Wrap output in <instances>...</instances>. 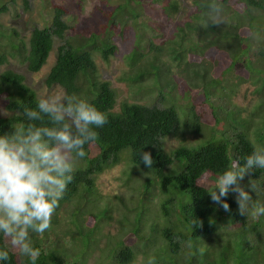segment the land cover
<instances>
[{
  "label": "trees",
  "instance_id": "16d2710c",
  "mask_svg": "<svg viewBox=\"0 0 264 264\" xmlns=\"http://www.w3.org/2000/svg\"><path fill=\"white\" fill-rule=\"evenodd\" d=\"M191 1L196 10L192 21L177 26L174 35L166 39L154 30L151 19L142 20V16L154 20L159 4L160 11L172 18L180 9L177 0H115V16L103 12L106 18L101 25L78 27L73 34L67 32L71 27L63 18L66 7L47 0L53 11L51 26L33 27L28 38L17 27L1 22L2 15L12 10L8 2L0 5V62L7 61L6 53L19 55L30 71H39L57 37L62 43L46 85H59L69 95L82 96L108 116V122L95 129L97 139L85 146L86 156L76 166L51 224L77 195L90 201L88 216L82 215L83 209L72 210L71 239L62 243L57 231L48 252L42 238L33 232V246L40 250L36 264H85L97 249L98 264H134L140 255L155 257L156 264H264V247L255 245L264 231V215L251 224L249 215L238 212L234 194L226 197L231 209L226 212L212 202L209 193L233 160L243 162L255 145H264V25L258 24L259 16L251 9H263L264 0H239L247 5L244 11L233 7L238 0H220L232 21L218 26L208 19L211 11L207 6L214 0ZM22 2L29 12V0ZM128 21H132L136 40L126 47L128 70L122 79L133 92L155 88L163 96L164 92H177L183 98L195 95L197 103L180 107L183 116L174 103L159 107L127 101L116 110V90L102 78L96 60L100 57L107 62L117 53L113 31L124 32ZM39 99L23 74L5 70L0 76V101H7L10 115H0V134L27 123L23 110L35 108ZM186 133L201 138L189 141ZM168 135L182 140L172 151H166L162 142ZM125 150L130 153L132 171L141 169L145 174L143 191L158 186L156 189L165 193L161 214L150 225L140 211L131 217L130 209L113 219L95 189L96 174L117 165ZM144 151L153 157L152 168L140 158ZM249 179L264 182V169L245 176L241 183L246 188ZM252 195L254 203L264 204V187ZM225 215L238 218L235 232L226 234L221 229ZM111 227L117 236H107ZM103 235L110 244L100 248ZM71 244L79 246L77 253L70 252ZM0 249L9 252V260L2 264H31L28 257L22 259L8 248L2 233Z\"/></svg>",
  "mask_w": 264,
  "mask_h": 264
},
{
  "label": "clouds",
  "instance_id": "9594fccd",
  "mask_svg": "<svg viewBox=\"0 0 264 264\" xmlns=\"http://www.w3.org/2000/svg\"><path fill=\"white\" fill-rule=\"evenodd\" d=\"M2 4H7V2L0 3V5ZM7 5L9 6V4ZM109 5V9L100 8L101 11L99 13V20L94 21L93 24L90 22L83 25L70 24L69 19L71 11L65 6L67 13L63 18L71 27L68 28L67 32L73 34L75 32L74 29L78 27L82 28L87 25H90L91 27L101 25V22L103 23L106 18L102 15L103 12L108 13L109 16H115V1L110 2ZM207 7L211 11V15L208 17L211 23L217 26L222 24L224 20L223 8L220 0H214V2L209 4ZM51 9L52 7L49 9L47 21L41 26L32 24L29 29L30 33L35 26L39 28L51 26L53 19V11ZM263 9L258 8V10ZM161 13L164 12L161 11ZM130 22L131 21H128L127 24ZM188 22L190 21H187V23ZM108 23L109 22L106 24ZM129 26L130 25L126 26V28ZM113 32L118 46L117 53L107 62L100 57H98L96 61L102 60L105 64H108L113 60V58L119 55L123 62H126L124 53L127 49L126 47L120 46L118 40L119 35L123 32L116 30ZM20 33L24 36V33ZM30 33L28 36L25 35V37L28 38ZM54 38L55 45L49 52L46 63L42 65L39 71H30L27 67V63L21 60L19 55L6 53L5 56L7 61L0 63L4 64L9 62L10 59H17L20 64H24L26 66V72L19 69L16 70L15 67H9L6 68V70L12 69L17 73L23 74L25 76V83L37 93L36 89L27 82L25 74L29 73L31 75L41 72L43 68L49 64L50 57L55 52V61L50 67V69H52L57 61L58 47L62 43L59 38ZM26 47L28 49V46ZM98 66H100L99 63ZM3 72L0 73V76ZM47 74L43 78L44 83ZM102 78L105 79L103 77V73ZM108 81L111 82V80ZM62 89L63 91L46 95L44 97H40L37 93L40 99L37 101L35 108H24L23 110V115L26 117L27 123L16 125L15 127H12V131L0 134V233L4 235L5 243L8 248L10 249L7 244L6 237L10 238L11 245L19 250L20 255L22 256L21 258L23 259V256L28 257L31 264H36V261L40 256V250L33 246V242L35 243L33 237L35 235L42 238V244L45 245L44 248L47 252L53 249L54 243L51 239L56 238L55 235H57V231L60 233V240L62 243L63 241H66V238L71 239V237H66L67 234L69 235V230L64 232L60 231L59 218L55 224H51V219L52 216L57 213L55 210L59 206V201L63 198L68 184L73 180V173L76 171V166L83 162V158L86 156V152L84 150L85 146L97 139L98 134L95 129L102 128L108 122V116L106 113L98 110L86 99H83L82 96L78 97L76 95H69L65 92L64 88ZM166 95H174V97L168 98ZM164 96L166 98H163ZM164 96L161 95L164 102L161 106L157 104H149L148 102L146 103L151 106L157 105L159 107H164L170 103H174L177 105L180 114L183 116L184 112L180 107H190L198 101V98L195 97V95L194 98H183L178 97L177 92H164ZM179 98H183L185 103L180 104L178 100ZM121 104L117 107L118 103H116V110L120 109ZM183 118L186 119V117ZM210 121L212 122L211 118ZM189 135L191 134L186 133L184 136L187 137ZM194 135L198 136L197 133H194ZM169 136L175 135H168L166 137ZM199 138L201 137L198 136L196 140ZM181 143L182 140L180 144ZM125 154H127V157ZM129 154V151L125 150L122 160L128 158L130 161ZM140 158L146 167L152 168L154 161L150 152H142L140 154ZM110 168L112 167L107 169ZM257 169H264V145H255L252 153L246 156L243 162H241L240 159H235L230 163L229 167L218 177L215 189L209 192L212 202L221 207L224 211L230 212L231 209L226 197H228L230 193L234 194L235 201L238 205V212L241 215H249V222L252 224V222L256 219L251 221V217H253L251 215L257 217L264 215V204L254 203L252 195L253 192H257L259 190L258 184L260 182L256 183L253 179H249L246 188L241 181L245 179L246 175L250 176ZM102 172L97 173L96 177ZM157 187L158 186L152 187L151 191H144V195L141 199L140 214L146 223L149 213L146 211L147 206H145V203L154 196H160L158 216L161 214L160 202L165 193H162L161 189H156ZM72 206V202L68 205V207L66 204L61 214H59V217L64 212H71L72 210L70 209ZM73 210L78 211V208L74 207ZM225 221L238 224L239 226L238 218H235L232 215L223 216L221 229L225 230L227 232H225L226 234L235 232V229L230 230L226 227ZM72 223L74 225V222ZM33 232L37 234L34 235ZM260 236V239L256 241L255 245L264 247V231L260 232ZM226 238L228 240L227 235ZM48 240L49 242L47 243ZM47 247H49V249ZM8 260L9 252L7 250L0 249V264ZM146 264H156L155 257H149Z\"/></svg>",
  "mask_w": 264,
  "mask_h": 264
},
{
  "label": "rangeland",
  "instance_id": "374dc122",
  "mask_svg": "<svg viewBox=\"0 0 264 264\" xmlns=\"http://www.w3.org/2000/svg\"><path fill=\"white\" fill-rule=\"evenodd\" d=\"M5 1L9 3V7L11 8L10 10L12 11L3 14L1 17V22L9 28L17 27L20 32H22V34L24 33V36L29 35V29L32 24L41 26L48 19V12L51 6L48 5L47 0H29V4L31 7V10L29 12L24 10L22 0H17L15 3L11 0H0V3H3ZM52 1L57 4L66 6L71 11V16L69 19L71 25H83L90 22L91 24H93L94 21L99 20V13L101 11L100 8L109 9V3L115 0ZM235 1L236 0H233L231 1V3ZM177 2L179 3L180 9L179 12L174 14L172 18H167L164 13H161L160 6L157 5L154 14L155 21L146 14L142 16V20L151 19V21H153L151 22V24L152 26H154V30L158 34L163 35L164 39L172 37L175 33L176 27L180 24L186 23L187 21H192V15L196 11L194 10V5L191 0H177ZM233 7L240 11H244L245 9H247V5L245 4V2H240L239 0L238 3H236ZM251 9L254 15L259 16L258 24L264 25V9L257 10L255 7H252ZM15 12L18 14L17 17L15 16L16 14H14ZM156 20L158 21L156 22ZM223 20L224 22L222 24H229L232 21L228 19V14L225 11H223ZM131 24L132 21L129 23L130 26L126 28V30H124L122 34L119 35L118 40L120 46L127 47L128 45L132 44L134 40H136L135 31L132 28ZM245 29L249 30L248 27H245ZM161 40L163 39H157V41ZM55 57L56 56L54 52L50 57L49 64H47L41 72L31 75L29 73L25 74L27 77V82L36 89L40 97L63 91L60 86L48 87L43 82V78L48 73L50 67L54 64ZM98 63L100 65V71L103 73V77L105 79L111 80L112 85L116 90L118 103L117 107H119V105L123 101H142L148 102L149 104H157L160 106L164 104L163 98H161V94L156 89H147L146 91L142 92H133L131 90L129 83L122 79L124 72L128 70V66L123 62L119 55L113 58V60L108 64H105V62L102 60H99ZM9 67H15L16 70L19 69L23 72H26V66L24 64H20L17 59H10L7 63H0V73ZM177 80L179 82L182 81V79L179 77ZM166 96L168 98L174 97V95ZM249 96L251 97L250 93ZM178 100L180 104L185 103V100H183V98H179ZM9 113L10 112L6 108V101L1 100L0 114L9 115ZM197 137L198 136L194 134L187 136L189 141H195ZM180 142L181 140L177 136H169L163 139V145L168 151L179 146ZM125 156L127 157V154H125ZM132 167L128 158H125L116 166L107 169L96 177L95 189L98 191V194L100 196V203L102 205H105L104 207H106V205L108 204L109 214L113 216V219L118 218L122 211L125 209H130L131 217L141 209V199L144 195L143 184L145 182V174H143L141 169L133 172ZM263 183L264 182H260L258 184L259 187H264ZM159 200L160 196L158 195L152 197L145 203V206H147L146 211L149 213L147 216V225H150L157 219L159 213ZM261 200L264 202V198L261 197ZM72 204L73 206L70 210H73L74 207H77L79 209H83L82 215H84L85 217L88 216V212L86 210L90 208L91 204L87 198H81L79 195H77L73 199ZM70 213V211L64 212L59 217V228L61 232L70 230V228L74 227L71 221ZM251 216H253L251 217V221L255 220L257 217L254 215ZM102 221H104V219H102ZM225 226L230 230H234L236 229V227H238V224L225 221ZM106 234L108 237H115L117 236L118 232L114 229V227H111L110 231ZM66 237L70 238V235L67 234ZM6 238L7 244L9 245L10 249L15 253L20 254L19 250L11 245L10 238ZM100 240V248H104L109 244L108 238L106 239L104 235L100 236ZM48 242L49 240L47 241V243ZM78 247L79 246H74L73 244H71L70 252L73 254L77 253ZM47 248L49 249V247ZM99 252L100 250L97 249L93 255L89 256V259L85 264H98L97 257L99 256ZM147 260V258L140 255L137 257L134 264H146ZM104 264H106V262Z\"/></svg>",
  "mask_w": 264,
  "mask_h": 264
}]
</instances>
